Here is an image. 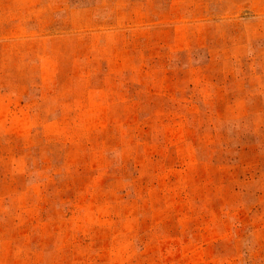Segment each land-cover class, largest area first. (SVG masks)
Here are the masks:
<instances>
[{"label": "rangeland", "instance_id": "obj_1", "mask_svg": "<svg viewBox=\"0 0 264 264\" xmlns=\"http://www.w3.org/2000/svg\"><path fill=\"white\" fill-rule=\"evenodd\" d=\"M0 264H264V0H0Z\"/></svg>", "mask_w": 264, "mask_h": 264}]
</instances>
